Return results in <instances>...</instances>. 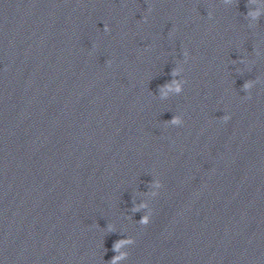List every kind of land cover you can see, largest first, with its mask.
Instances as JSON below:
<instances>
[{
  "label": "water",
  "instance_id": "95a60500",
  "mask_svg": "<svg viewBox=\"0 0 264 264\" xmlns=\"http://www.w3.org/2000/svg\"><path fill=\"white\" fill-rule=\"evenodd\" d=\"M0 264H264V0H0Z\"/></svg>",
  "mask_w": 264,
  "mask_h": 264
},
{
  "label": "clouds",
  "instance_id": "9594fccd",
  "mask_svg": "<svg viewBox=\"0 0 264 264\" xmlns=\"http://www.w3.org/2000/svg\"><path fill=\"white\" fill-rule=\"evenodd\" d=\"M104 30H105V31H108L107 25L104 26ZM245 87L247 88L248 85L246 84ZM225 119H226V118H225ZM172 123H174V124H175V123H179V121H178L177 119H173Z\"/></svg>",
  "mask_w": 264,
  "mask_h": 264
}]
</instances>
